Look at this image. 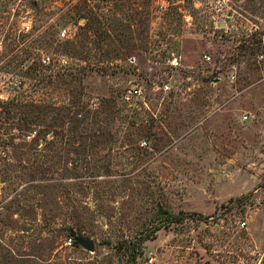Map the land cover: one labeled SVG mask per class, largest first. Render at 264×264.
Segmentation results:
<instances>
[{
    "label": "rangeland",
    "instance_id": "374dc122",
    "mask_svg": "<svg viewBox=\"0 0 264 264\" xmlns=\"http://www.w3.org/2000/svg\"><path fill=\"white\" fill-rule=\"evenodd\" d=\"M0 264H264V0H0Z\"/></svg>",
    "mask_w": 264,
    "mask_h": 264
},
{
    "label": "built area",
    "instance_id": "2783aa9c",
    "mask_svg": "<svg viewBox=\"0 0 264 264\" xmlns=\"http://www.w3.org/2000/svg\"><path fill=\"white\" fill-rule=\"evenodd\" d=\"M23 28L26 29V30H28V29H29V26L26 25V24H24V25H23ZM61 36L64 37V36H65V33H62ZM204 60H205V61H209V60H210V57H209V56H205V57H204ZM49 61H50V59H49L48 57L42 59V62H43L44 64H46V63L49 62ZM164 89L167 90L168 87H164ZM139 93H140V90H139L138 88H136V87H134V88L131 89V91H130V94L138 95ZM31 137H33V135H32ZM31 137H28V139H30Z\"/></svg>",
    "mask_w": 264,
    "mask_h": 264
},
{
    "label": "water",
    "instance_id": "95a60500",
    "mask_svg": "<svg viewBox=\"0 0 264 264\" xmlns=\"http://www.w3.org/2000/svg\"><path fill=\"white\" fill-rule=\"evenodd\" d=\"M75 243L77 245H80V246L84 247L88 251H92L93 250V243L90 240L81 239V238L78 237V238L75 239Z\"/></svg>",
    "mask_w": 264,
    "mask_h": 264
},
{
    "label": "trees",
    "instance_id": "16d2710c",
    "mask_svg": "<svg viewBox=\"0 0 264 264\" xmlns=\"http://www.w3.org/2000/svg\"><path fill=\"white\" fill-rule=\"evenodd\" d=\"M71 50H72V48H71ZM35 135H36V133L34 132V133H33V137H31V136H32V133H31V134H29V135H28V136H26V137H31L30 139H32V138L34 139V138H35V137H34Z\"/></svg>",
    "mask_w": 264,
    "mask_h": 264
}]
</instances>
